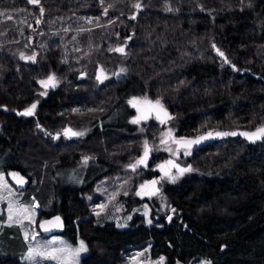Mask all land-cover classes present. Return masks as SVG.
<instances>
[{"label":"trees","instance_id":"obj_1","mask_svg":"<svg viewBox=\"0 0 264 264\" xmlns=\"http://www.w3.org/2000/svg\"><path fill=\"white\" fill-rule=\"evenodd\" d=\"M0 13V171L27 178L16 189L29 202L38 199L37 230L42 218L60 214L61 234L87 247L80 264H128V251L146 243L149 259L163 255L165 264L200 258L264 264V136L249 142L228 135L199 146L187 160L191 171L165 185L168 213L159 215L158 225L135 217L117 228L96 223L80 189L59 188L56 173L85 157L110 175L122 172L159 122L152 119L141 130L104 125L82 140L55 141L46 131L82 127L104 110L82 105L75 115L70 92L52 91L44 99L37 93L49 76L59 87L92 85L100 67L106 75L100 86L109 92L93 105L107 104L111 112L119 87L127 98L159 100L178 135L253 131L264 126V0H0ZM29 38L34 61L21 55ZM61 38L82 41L77 54L60 55L54 44L39 41ZM122 40L124 52L112 50ZM118 65L125 74L120 82L112 76ZM33 103V114L22 115ZM26 248L19 226L0 215V264H21Z\"/></svg>","mask_w":264,"mask_h":264},{"label":"rangeland","instance_id":"obj_2","mask_svg":"<svg viewBox=\"0 0 264 264\" xmlns=\"http://www.w3.org/2000/svg\"><path fill=\"white\" fill-rule=\"evenodd\" d=\"M29 41L32 42V39L29 38ZM113 45H111L113 49L121 47ZM22 53L24 58L27 59V57H33L35 51L32 53H24L23 51ZM41 81H47V78L41 79ZM138 98L141 101L146 99L147 101H151L153 103L157 101L146 94H143ZM139 105L143 110H147L150 107L148 104L144 103ZM164 110L167 112L166 109ZM138 113L139 112L137 111V114ZM166 114L169 115V113ZM139 115L141 114L139 113ZM167 118V123H160L157 116H151V118L140 121V126L137 127L139 130L142 129L145 123L152 119L159 122V130L150 138L143 139L139 155L133 161L128 163V165L124 166L121 169L123 170L122 172H116L110 175L111 171L107 170L106 167H100L97 164L88 165L86 163L88 160L85 159L77 166L62 168L57 171L56 181L59 188L71 186L80 189V197L87 202L96 223L100 224L104 222H113L117 228H126L131 225V222L135 217H141L142 221L146 225H158L156 220L159 218V215L168 213L166 195L163 190L165 185L175 182L186 172L180 174L178 169L172 168L167 175L166 173L163 174L157 182L156 189H158V191H155V194L153 195H138L137 193L147 192L150 187V184H148L147 188L142 189L141 185H144V183L148 182L150 179L155 178L147 176L153 170L158 171L159 165L170 158H173L177 165H180V168H191L190 162H187L190 154L187 155L184 153L179 157L171 155L175 146L171 137L166 135V133L170 130L173 132L170 117L167 116ZM143 121L144 124H141ZM236 131L240 130H235L233 132ZM162 141L165 142L162 143ZM145 142H147L153 155L150 159L148 158V162L144 164H137L136 162L144 153ZM130 165H135V167H130ZM11 173H14V171L9 170L7 174L0 171V175H2L4 180L7 182V188L0 186V215L5 214L7 224H17V226H19L22 238L27 246L25 253L21 257V264H56L55 261L41 258L39 255L36 256L34 261H29L26 259L28 250L30 248L51 250L53 245L56 248L65 246L76 248L79 247L82 240L77 239L75 243H72L64 234H53L49 236L42 235L36 228L39 201L37 198H34V196H30V202L23 199L24 191L17 190L9 180V175ZM171 176L177 177L175 181L170 178ZM124 196H132L133 199L129 202L128 199H122ZM136 199H145L146 201L139 203ZM10 202L14 206L28 209L27 215L30 219L21 217V222H16L15 218L13 221H9L8 206ZM149 221H151V223H149ZM86 253L87 251L80 254L78 264H80L82 256ZM126 257L128 264H159L161 257H163V264H165L166 261V258L163 255L157 257L156 259H149V243H146L142 247L128 251ZM206 262L211 264L210 260L207 258H200L194 264H206Z\"/></svg>","mask_w":264,"mask_h":264},{"label":"flooded vegetation","instance_id":"obj_3","mask_svg":"<svg viewBox=\"0 0 264 264\" xmlns=\"http://www.w3.org/2000/svg\"><path fill=\"white\" fill-rule=\"evenodd\" d=\"M39 41L41 42L42 47H44L47 44H54L56 51L59 52L60 55H63L61 52L63 50L64 51L67 50L71 54H77L79 49H76V45L82 43V41L68 40V39H64V38H61V40L55 39V40H47V41L41 39ZM29 42H30V46L28 47L29 48L28 53H32L36 50L31 49L33 42H31V41H29ZM114 44L115 45H113V46H123L124 45L123 40L121 42L120 41L117 42V44L116 43H114ZM65 45H68L70 47L67 48V47H65ZM61 47H64V48H61ZM41 49H43V48H41ZM34 57H35V54H34ZM32 61H34V59H32ZM112 76L115 80H117L119 82L122 81L124 79V76H125L123 66L122 65L116 66L113 69ZM94 77H95L96 82H92L91 83L92 85L81 86L78 88L75 87V88H70V89L57 86L58 80L56 79V77H55V87H52L51 85L45 86V85H42L40 83V81L38 82L39 88L37 89V93L40 95V97L42 99L47 98L52 91H58L61 93H69L70 92V94L74 95V97H72L70 104L72 106L71 112L75 115L77 114V112H80V111L85 109V108H83L82 105H86V107H89V108H90V106H93L94 109L95 108L97 109V113L98 112L100 113L102 110H104L101 118L95 120L94 119L95 115L92 114V116H90L92 119L88 120L87 123L82 125V127L78 128L77 126H69V125L63 124V125H61V127H59L57 130H55L51 134H48L49 132L46 131L45 135H51L55 141L59 140V139H61V140H82V139L87 138L92 131H95V130L98 131V130L102 129L104 125H114V126L121 127L125 130H137L138 129L137 127L140 126L139 123H133L132 121L135 117H137L139 115V113L141 115L147 114L148 118H151V116H154V117L156 116L154 111H149V109L143 110L140 105H138V107L141 109V111H139V113L137 114V108H135L131 104H129V101L132 100L134 97L138 98L137 94H135V93L130 94L129 97L127 98V97H125V91H122L121 88H119V87L114 90V91L119 92V93H118L117 104L115 105V107L112 109L111 112H110V110H108L107 104L103 105L102 108L100 105H96V104L93 105L94 104V102H92L93 99H95V100L99 99L101 93L107 94L109 92V89H103L102 86H100L106 77V75L104 74L103 70L100 67H96ZM97 77H101V79H97ZM97 83H99L98 86L95 85ZM101 97H103V95H101ZM124 108H126L127 113H124V111H123ZM166 113H168V112H166ZM169 115H167V116L170 117ZM166 120H168V118L165 119L163 122L167 123ZM163 122H160V123H163ZM141 124H144V121L141 122ZM35 129H37L39 131H44V128L39 124H35ZM64 129H72L75 132H82L83 135H81V136H65L63 134ZM172 130H173V132H171L172 133L171 139H172L173 143H174V140L191 138V137H196V136L200 135L199 134L196 136H183V135H178L176 133L175 127H172ZM226 132H228V131H226ZM57 134H59V135H57ZM236 136H239V135H236ZM244 140H246V139H244ZM246 141L250 142L252 140H246ZM174 146H175V148H174V151L171 153V155L178 156V157L180 155H183L184 153L189 155L191 152H193L194 150L199 148V147H197L195 149H193V148H188V149L176 148L175 143H174ZM247 153H248V151H247ZM148 155H149V159H150V157H152V155H153L151 153V149H150ZM86 158L87 157H85L82 160H85ZM149 159H147V160H149ZM147 160L145 161V163L148 162ZM159 175L160 174L158 172L157 175H154V177L159 176ZM160 178H161V176H160ZM145 188H147V186Z\"/></svg>","mask_w":264,"mask_h":264},{"label":"snow or ice","instance_id":"obj_4","mask_svg":"<svg viewBox=\"0 0 264 264\" xmlns=\"http://www.w3.org/2000/svg\"><path fill=\"white\" fill-rule=\"evenodd\" d=\"M31 3H38L39 0H30ZM136 7H140L139 4L136 5ZM2 14V13H0ZM116 52H124V49L122 47H118L113 49ZM23 56V54H21ZM221 55H223V53H221ZM35 57H27V59H34ZM123 71V70H122ZM97 79H101V77H97ZM40 83L42 85L48 86L51 85L52 87H55V77L54 76H49L47 78V81H40ZM144 103V104H148L149 107V111H156L158 114V118H159V113L164 112V114L166 115L165 110L163 109V105L161 104V102L159 100L155 101L154 103L151 101H147L146 99L141 101L139 98L134 97L132 100L129 101V104H131L133 107L137 108V111H141V109L138 107L139 104ZM37 107V105L35 103H33L28 109H26L23 113H21L22 115H32L34 112V109ZM147 114H142V115H138L137 117H135L133 119V123H140L141 120L147 119ZM65 136H81L83 135L82 132H75L72 129H64V133ZM59 135V134H57ZM167 136L171 137L172 133L171 130L166 133ZM209 135H211V133H209ZM217 135H236V133H217ZM243 135L247 136L248 139L250 140H254V139H258L261 138L262 136H264V128H260L257 129V131L255 133H243ZM207 137H197L195 140H174V143L180 146H183L185 149H188L189 147H191L194 144H198L201 140L206 139ZM165 141H162V143H164ZM149 147L147 142H145L144 145V156L139 159L136 163L137 164H144L148 154H149ZM169 164H172V166L176 169H178V172L180 174H183L184 172L187 171H191V168H180L179 165L177 164H173L172 161L168 162ZM130 167H135V165H130ZM162 170H163V166H161ZM11 175L14 178H17V183H23V177H19L18 173H11ZM167 175V173H166ZM173 181H175V179L177 178L176 176H171L170 177ZM157 182L156 181H151V182H146L145 185H141V188H145L148 184L155 186ZM0 186L7 188V182L4 180V177L2 175H0ZM155 191H158V189H155L154 191H147V192H143V193H137L138 195H153L155 194ZM28 213V209H24L18 206H14L11 204V202L9 203L8 206V219L9 221H13V219L15 218L16 222H21L20 218L24 217L27 219H30V217L27 215ZM60 217H56L55 218V222L49 221L46 223L52 224L53 227H59L60 225ZM149 223H151V221H149ZM41 227H44V225L42 224ZM45 231H48V228L44 229ZM27 235V234H26ZM87 251L86 246L84 245V242L81 241L79 247L76 248H71L68 246L65 247H61V248H56L54 245L52 246L51 250L48 249H43V250H39V249H35V248H30L28 250V255L26 256V259L29 261H34L36 256L39 255L41 258H45V259H50L52 261H55L56 264H78V259L81 253ZM159 264H163V257H161V260L159 262ZM206 264H208V262H206Z\"/></svg>","mask_w":264,"mask_h":264},{"label":"water","instance_id":"obj_5","mask_svg":"<svg viewBox=\"0 0 264 264\" xmlns=\"http://www.w3.org/2000/svg\"><path fill=\"white\" fill-rule=\"evenodd\" d=\"M219 56L221 58L224 57V55H221V53H219ZM226 63H227V61H226ZM154 113L158 117L157 112L154 111ZM165 119H167V114L165 115L164 112L159 113L160 122H163ZM260 128H264V126H262ZM260 128H257V129H260ZM257 129H255V130H253L251 132L236 131L234 133H236V135H239V136H241L242 138H244L246 140H250V139H248L247 136L243 135V133H255L257 131ZM209 133H211V135H209ZM217 133H229V132H226V131L206 132V133H203V134H201L199 136H196V137L184 138V139H179V140H195L197 137H207L206 139L201 140L198 144H194L191 147H189V148L195 149V148H197L199 146H202V145H205L207 143H210L213 140L222 139V138L227 136V135H217ZM230 133H233V132H230ZM236 135H231V136H236ZM176 148H184V147L176 144ZM143 156H144V153L140 156L139 159H141ZM148 158H149V155H148L147 159ZM169 161H172L173 164H177L173 158H170L169 160L162 162L159 165V167H158V172H159L160 175L155 177V178L150 179L148 182H151V181L158 182V180L160 179V176H162L165 173H169L172 170V168H174L172 166V164L168 163ZM161 166H163V170H162ZM14 173H18V172H14ZM18 174H19V177H23V183H17V178H14L11 174L9 175V180L11 181V183L15 187L21 188V187H24L27 184V178L25 176L21 175L20 173H18ZM145 184L146 183H144V185ZM156 187H157V183L155 184V186L150 185V187L148 188L147 191H154L156 189ZM56 217H60V222L59 223H60L61 226L53 227L52 224L46 223V222H49V221L55 222V218ZM42 224L44 225V227H41ZM37 227H38L39 232L42 235H44V236H49V235H53V234H61L64 231V229H65V222H64L63 217L60 214H56L55 213V214H51V215H49V216H47L45 218H42L38 222ZM45 228H48L49 230L45 231L44 230Z\"/></svg>","mask_w":264,"mask_h":264},{"label":"built area","instance_id":"obj_6","mask_svg":"<svg viewBox=\"0 0 264 264\" xmlns=\"http://www.w3.org/2000/svg\"><path fill=\"white\" fill-rule=\"evenodd\" d=\"M36 202V201H35ZM36 204V203H35Z\"/></svg>","mask_w":264,"mask_h":264}]
</instances>
